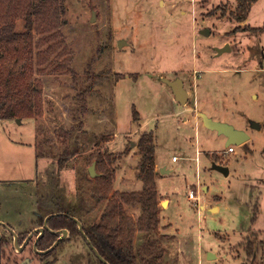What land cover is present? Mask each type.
<instances>
[{
  "label": "rangeland",
  "instance_id": "rangeland-1",
  "mask_svg": "<svg viewBox=\"0 0 264 264\" xmlns=\"http://www.w3.org/2000/svg\"><path fill=\"white\" fill-rule=\"evenodd\" d=\"M61 3V38L74 73L49 67L36 75L43 84L42 117L0 121V217L17 228V243L13 230L7 234L9 229L0 228L8 243L0 245V264H44L29 247L34 236L24 250L28 240L19 243L18 233L31 225L32 199L41 223L46 210L57 211V206L87 225L99 220L106 203L84 195L90 188L86 159L94 150L116 155L111 193L142 190L137 145L148 131L155 132L162 217L158 235H167L164 259L172 264H250L253 259L242 244L251 239L258 249L254 262L264 264V33L233 32L240 26L230 16L238 0ZM250 10L246 25L261 28L264 0ZM177 77L189 94L185 105L163 80ZM133 109L140 122L134 121ZM200 113L248 132L250 139L231 145L235 153L226 154L231 147L227 138L206 128ZM38 141L46 152L40 158ZM66 146L75 156L59 168ZM214 162L228 167L229 174L213 170ZM163 168L170 172L163 174ZM20 213L23 221H17ZM129 214L137 220L139 210ZM135 235L139 247L145 236ZM94 258L79 235L56 246L46 261L90 264Z\"/></svg>",
  "mask_w": 264,
  "mask_h": 264
},
{
  "label": "trees",
  "instance_id": "trees-1",
  "mask_svg": "<svg viewBox=\"0 0 264 264\" xmlns=\"http://www.w3.org/2000/svg\"><path fill=\"white\" fill-rule=\"evenodd\" d=\"M238 1L236 11L230 16L241 24L248 19L252 4L260 0ZM62 26L64 19L61 0H0V121H24L42 117L43 84L36 75L44 74L49 67H54L57 73H74L69 50L61 38ZM241 30L262 35L264 25L261 28L239 26L233 32ZM78 97L85 103L83 94ZM133 116L135 122H140L141 117L136 109H133ZM68 139H65L66 144ZM42 143H36L37 158L46 154L44 147L48 141L42 145L44 151L41 150ZM155 147V132L148 131L141 135L137 145L140 159L136 175L143 189L118 193H111L116 178V171L112 167L116 155L94 150L86 160L88 167L95 163L98 176L91 178L87 171L85 178L90 188L85 190L84 195L87 200L97 199L103 205L106 203L99 220L87 225L63 207L57 206V211L51 208L46 210L44 216L51 215L48 219L49 229L38 241L36 248L32 244V254L38 256L44 264H55L56 259H46L51 256L55 249L52 247L63 234L57 233L67 230L68 238L57 246L70 243L79 235L84 237L95 257V261L91 259L90 264H172L164 259L167 235H158L162 217L156 183ZM72 156H75V152L69 151L66 146L58 167H63L65 160ZM130 209L139 210L137 220L129 214ZM136 232L145 236V242L139 247L135 243ZM29 234L30 231L18 235L20 245L28 240ZM1 238L0 245L6 247L7 241ZM242 245L247 249L248 257L253 259L250 264H256V242L250 239L247 245Z\"/></svg>",
  "mask_w": 264,
  "mask_h": 264
},
{
  "label": "water",
  "instance_id": "water-1",
  "mask_svg": "<svg viewBox=\"0 0 264 264\" xmlns=\"http://www.w3.org/2000/svg\"><path fill=\"white\" fill-rule=\"evenodd\" d=\"M203 34H205L206 36L210 34V30L206 29L203 31ZM123 41H120L119 46L121 45ZM230 46V44H228V47ZM224 51H226V49H219L220 53H223ZM168 85L169 87L172 89L173 95L174 97H176L177 102H179L181 105H185L188 103L189 100V94L185 89V83L184 80H182L181 78L177 77V79L175 80H168V79H163ZM204 123V126L210 130H216L219 132V134L224 135L227 138V143L226 146L229 147L231 145H243L245 143L248 142V140L250 139V135L248 134V132H245L244 130H240L235 128L232 124H227L224 122H219L216 121L214 119H211L207 114L205 113H200L199 115ZM18 122L21 123V120L18 119ZM253 127L256 129H260V125L258 123L253 122L252 123ZM213 170H217L220 171L221 173H223L224 175H228L229 174V168L222 165V164H218L216 162H214L213 164ZM89 174L91 176V178H95L96 176H98V172L97 169L95 168V163L93 165H91L89 167ZM161 172H168V170H166L165 168H163L161 170ZM50 216H48L45 219V226L43 228L40 229V236L41 237L46 229H49L48 227V218ZM80 225V229L82 230V224L79 222ZM63 236L62 238H60L54 245V247H56L60 241H62V239H64V235L67 234V230H62ZM62 233H58V234H62ZM40 239V238H39ZM52 247V249L54 248ZM96 253V252H95ZM96 255L102 260L104 261L99 253H96ZM209 258L211 259V254L209 256ZM105 262V261H104Z\"/></svg>",
  "mask_w": 264,
  "mask_h": 264
},
{
  "label": "crops",
  "instance_id": "crops-1",
  "mask_svg": "<svg viewBox=\"0 0 264 264\" xmlns=\"http://www.w3.org/2000/svg\"><path fill=\"white\" fill-rule=\"evenodd\" d=\"M247 21V20H246ZM246 21H244V23H241L240 24V26H243L244 27V25H246ZM234 153H235V151H234ZM174 160V159H173ZM156 163V162H155ZM156 165L158 166V164L156 163ZM170 171H168V172H163V174H167V173H169ZM158 177V174L156 175V178ZM160 195V194H159ZM31 204H32V207L30 208L32 211H31V213L30 214H28L27 216H28V220L31 222V225H28L26 228H23L22 230H20L21 232H19V233H24V232H27L28 230H30V229H32V228H34L35 227V229L34 230H39L40 228L39 227H37L38 226V223H39V221H38V219L40 218V215H37L36 214V210L39 208V207H37V202L36 201H34V199H32L31 200ZM25 214L24 213H20L19 215H18V217H17V221L18 220H24L25 218ZM0 226L2 227V226H4L5 228H7V227H12V229H13V231H14V235H15V233H17V228L10 222H7V221H5L2 217H0ZM0 227V228H1ZM7 229H9V228H7ZM8 231H10V229L9 230H7V234H8ZM19 231V230H18ZM27 244V243H26ZM58 263V259L56 260V263L55 264H57Z\"/></svg>",
  "mask_w": 264,
  "mask_h": 264
},
{
  "label": "flooded vegetation",
  "instance_id": "flooded-vegetation-1",
  "mask_svg": "<svg viewBox=\"0 0 264 264\" xmlns=\"http://www.w3.org/2000/svg\"><path fill=\"white\" fill-rule=\"evenodd\" d=\"M48 216H51V215H48ZM48 216H45L44 217V223H41L40 222V218H39V223H38V225H40L39 226V228L41 229V228H43L44 226H45V219L48 217ZM40 217H41V215H40ZM50 218V217H49ZM48 218V219H49ZM48 221V220H47ZM1 227V226H0ZM49 227V226H48ZM7 228H9L10 229V232L13 230L11 227H7ZM40 229L39 230H32V231H30V230H28V231H30V234H29V238H28V241L25 243V245H24V247H23V250L26 248V247H28V245H29V243L32 241V237L34 236V238H36V240H35V242H34V244H33V246L36 248V245H37V243H38V241L41 239V237L44 235H42L41 237H39L40 236V234H41V232H40ZM46 230H48V229H46ZM45 230V231H46ZM27 231V232H28ZM37 231V232H36ZM36 232V233H35ZM25 233V232H24ZM45 233V232H44ZM58 233H60V232H58ZM57 233V234H58ZM19 234H21V233H18V235ZM13 235V234H12ZM63 235V234H62ZM0 237H1V234H0ZM40 238V239H39ZM61 238H62V236H61ZM66 238V237H65ZM64 238V239H65ZM13 239H16L15 240V242L17 243V237H16V235H13ZM1 240V239H0ZM63 240V239H62ZM61 242V241H60ZM31 246H32V244H31ZM30 245H29V247H31ZM54 247V246H53ZM31 249V248H30ZM42 254H44V253H42Z\"/></svg>",
  "mask_w": 264,
  "mask_h": 264
},
{
  "label": "built area",
  "instance_id": "built-area-1",
  "mask_svg": "<svg viewBox=\"0 0 264 264\" xmlns=\"http://www.w3.org/2000/svg\"><path fill=\"white\" fill-rule=\"evenodd\" d=\"M234 151H235V148H234L233 146H231V147H229V149L227 150L226 154H230L231 152H234ZM199 154H200V152H199ZM175 159H176V158H174V160H175ZM190 196H191L192 198H194V192H191Z\"/></svg>",
  "mask_w": 264,
  "mask_h": 264
}]
</instances>
